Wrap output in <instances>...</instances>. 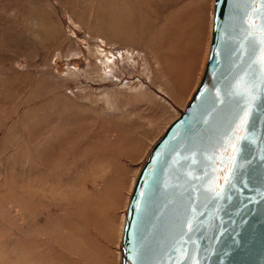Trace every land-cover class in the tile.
<instances>
[{"label": "rangeland", "instance_id": "374dc122", "mask_svg": "<svg viewBox=\"0 0 264 264\" xmlns=\"http://www.w3.org/2000/svg\"><path fill=\"white\" fill-rule=\"evenodd\" d=\"M213 0H0V264H119L149 148L203 71Z\"/></svg>", "mask_w": 264, "mask_h": 264}, {"label": "water", "instance_id": "95a60500", "mask_svg": "<svg viewBox=\"0 0 264 264\" xmlns=\"http://www.w3.org/2000/svg\"><path fill=\"white\" fill-rule=\"evenodd\" d=\"M262 53L264 0H213L200 80L140 166L119 264H264Z\"/></svg>", "mask_w": 264, "mask_h": 264}, {"label": "bare ground", "instance_id": "6f19581e", "mask_svg": "<svg viewBox=\"0 0 264 264\" xmlns=\"http://www.w3.org/2000/svg\"><path fill=\"white\" fill-rule=\"evenodd\" d=\"M210 28H211V20H210ZM208 48H209V44H208ZM208 48H207V53H208ZM207 53H206V57H207ZM206 60V59H205ZM205 64V63H204ZM204 68V67H203ZM202 74V73H201ZM201 77V76H200ZM200 80V79H199ZM199 82V81H198ZM198 84V83H197ZM197 86V85H196ZM196 88V87H195ZM194 88V89H195ZM157 90V92L158 93H160V94H162V95H164L160 90H158V89H156ZM151 91V90H150ZM194 91V90H193ZM152 92V91H151ZM153 93V92H152ZM193 93V92H192ZM157 98H160V99H162L161 97H158L155 93H153ZM192 95V94H191ZM166 98H167V96L166 95H164ZM191 97V96H190ZM168 99V98H167ZM162 100H164L165 102H167V104L170 106V107H172L174 110H175V112L177 113V116H178V110H183L184 109V107L186 106V104L184 105V107L183 108H181V109H178L169 99V102L167 101V100H165V99H162ZM188 102V101H187ZM177 116L174 118V119H176L177 118ZM173 119V120H174ZM172 122V121H171ZM170 122V123H171ZM169 123V124H170ZM168 124V125H169ZM168 125H166L165 126V128L163 129V131L161 132V134H160V136L155 140V142H153L152 144H151V146H150V148H149V150L151 149V147L158 141V139L161 137V135L163 134V132L165 131V129L167 128V126ZM149 152V151H148ZM148 154V153H147ZM147 156V155H146ZM146 158V157H145ZM145 160V159H144ZM142 165V164H141ZM139 169H140V167L137 169V171H136V174H135V177L133 178V180H132V183H131V187H130V191H129V193H128V197H127V202H126V204H125V208H124V212H123V214H122V216H121V220H120V226H119V231L118 232H120V233H118L119 234V245H120V238H121V233H122V227H123V222H124V217H125V210H126V207H127V203H128V200H129V196H130V193H131V190H132V187H133V183H134V181H135V178H136V176H137V174H138V172H139ZM119 256H120V254H119V251H118V260H119Z\"/></svg>", "mask_w": 264, "mask_h": 264}, {"label": "snow or ice", "instance_id": "6c2138e0", "mask_svg": "<svg viewBox=\"0 0 264 264\" xmlns=\"http://www.w3.org/2000/svg\"><path fill=\"white\" fill-rule=\"evenodd\" d=\"M260 63L262 65V69H264V53L261 54ZM251 99L254 100L255 97L252 96ZM250 112H251V102H249V105L243 110V114L240 117V122H239L238 127H242L248 123V117H249ZM243 138L244 137H238L237 139H243ZM231 147H232L233 151L237 150L236 143H232Z\"/></svg>", "mask_w": 264, "mask_h": 264}]
</instances>
